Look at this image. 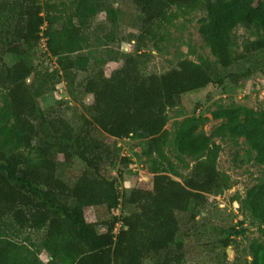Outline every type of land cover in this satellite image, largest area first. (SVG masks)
Masks as SVG:
<instances>
[{"label":"trees","instance_id":"trees-1","mask_svg":"<svg viewBox=\"0 0 264 264\" xmlns=\"http://www.w3.org/2000/svg\"><path fill=\"white\" fill-rule=\"evenodd\" d=\"M8 1L12 21L4 31L0 29V88L9 98L5 113L9 124L0 126V264H143L149 257L156 264H171L170 248L180 233L179 218L187 215L193 221L195 209L207 204V194L215 196L228 188V177L216 168L219 147L212 139L244 138L264 166V113L243 107L217 110L211 116L221 122L209 135L200 129L197 117L182 120L174 145L193 161L190 176L180 183L155 174L123 197L116 183L123 178L119 166H126L128 160L120 157L115 144L104 140L135 136L147 140V154L159 153L167 138V109L179 106L185 94L213 83L217 69L208 62L184 60L163 74L143 75L137 44L133 54L123 55L122 66L105 76L100 67L90 66L87 57H72L85 48L78 28L53 30L48 23L43 29L46 20L39 0ZM132 3L139 14L140 32H147L172 8L203 6L206 16L199 20L198 31L220 69L232 63L230 34L237 25L264 32V0ZM94 6L83 3L82 25L100 12L116 24L117 11ZM41 38L46 39V51L60 71L88 73L81 88L92 102L88 117L82 116L77 127L63 117L47 115L39 73L35 86L26 83L33 69L31 53L40 47ZM132 38L141 41L140 35ZM4 54L13 55L15 63L6 65ZM4 145L13 151L6 155ZM25 151L37 155L35 164H29ZM56 155L64 162L77 157L84 163L72 186L59 176ZM115 169L112 176L109 170ZM122 202L134 210L104 222L102 232L85 216L86 208L104 206L113 211ZM246 203L264 226V183L248 191ZM26 232L40 234L38 252L48 256L46 262L28 249ZM250 252V264H264V241L253 243Z\"/></svg>","mask_w":264,"mask_h":264},{"label":"rangeland","instance_id":"rangeland-1","mask_svg":"<svg viewBox=\"0 0 264 264\" xmlns=\"http://www.w3.org/2000/svg\"><path fill=\"white\" fill-rule=\"evenodd\" d=\"M84 2L96 4L94 7L100 5V10L111 7L117 11L116 24L113 26L111 17L100 12L82 25L79 11ZM9 3L0 0L2 31L12 21ZM39 5L46 20L43 29L48 23L53 30L78 28L85 48L72 57H87L90 66L100 67L105 76L119 69L123 55L133 54L137 44L143 75L163 74L184 60L194 64L208 62L217 69L213 83L185 94L179 106L167 109V138L159 153L147 154V140L135 136L104 140L105 144H115L120 157L128 160L126 166H119L123 178L116 183L123 197L131 190L143 187L142 182L155 174H165L180 183L190 176L193 161L179 154L174 145L182 120L197 117L200 129L209 135L221 122L212 119V113L217 110L243 107L264 113V32L260 28L237 25L232 30V63L229 68L220 69L198 31L199 20L206 16L203 6L190 10L172 8L147 32H140L139 14L132 0H39ZM139 35L141 41L132 38ZM114 57L119 60L111 61ZM31 58L33 69L26 83L35 86L38 78L34 77L38 73L42 77V107L47 115L63 117L77 127L82 116L88 117L87 108L92 102L81 88L88 73L60 71L55 58L40 47L32 51ZM3 61L11 66L15 58L4 54ZM8 104L7 92L0 88V126L9 124L5 116ZM212 142L219 147L216 168L228 177V188L215 196L207 194V204L195 209L193 221H188L187 215L179 218L180 233L170 248L171 264H250V246L264 241V226L251 215L246 203L248 191L264 183V166L256 161L255 153L242 137L227 135L214 138ZM3 151L8 155L13 147L4 145ZM29 152L25 151L31 160L29 164H35L38 157ZM56 161L59 176L68 186H72L85 169L77 157L64 162L62 156L56 155ZM116 169L109 170L112 176L116 175ZM133 210L134 207L122 202L113 211L104 206L86 208L85 216L96 225L98 232H102L104 222L114 216L128 215ZM24 236L30 239L26 243L28 249L46 262L48 256L38 252L40 234L26 232ZM143 264H156V259L149 257L143 260Z\"/></svg>","mask_w":264,"mask_h":264},{"label":"built area","instance_id":"built-area-1","mask_svg":"<svg viewBox=\"0 0 264 264\" xmlns=\"http://www.w3.org/2000/svg\"><path fill=\"white\" fill-rule=\"evenodd\" d=\"M39 42H40V48H41V50L43 52H45L46 54H48V52L46 51V39L41 38ZM114 233H115V231H114Z\"/></svg>","mask_w":264,"mask_h":264}]
</instances>
